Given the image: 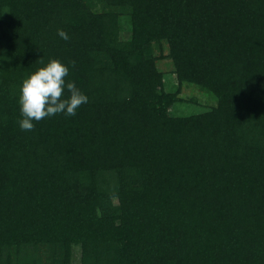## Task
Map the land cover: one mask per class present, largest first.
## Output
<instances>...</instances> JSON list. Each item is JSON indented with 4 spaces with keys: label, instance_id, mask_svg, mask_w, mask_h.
I'll use <instances>...</instances> for the list:
<instances>
[{
    "label": "trees",
    "instance_id": "1",
    "mask_svg": "<svg viewBox=\"0 0 264 264\" xmlns=\"http://www.w3.org/2000/svg\"><path fill=\"white\" fill-rule=\"evenodd\" d=\"M163 44L216 106L168 113ZM51 58L89 102L21 130L22 81ZM75 246L78 264H264V0H0V264Z\"/></svg>",
    "mask_w": 264,
    "mask_h": 264
},
{
    "label": "clouds",
    "instance_id": "2",
    "mask_svg": "<svg viewBox=\"0 0 264 264\" xmlns=\"http://www.w3.org/2000/svg\"><path fill=\"white\" fill-rule=\"evenodd\" d=\"M57 35L65 41L70 39L62 28L57 29ZM75 63L51 58L22 81L18 96L21 130L31 131L37 122L57 114L73 117L81 105L89 102V96L77 82L68 79L69 65L74 67Z\"/></svg>",
    "mask_w": 264,
    "mask_h": 264
},
{
    "label": "rangeland",
    "instance_id": "3",
    "mask_svg": "<svg viewBox=\"0 0 264 264\" xmlns=\"http://www.w3.org/2000/svg\"><path fill=\"white\" fill-rule=\"evenodd\" d=\"M98 12L99 10H95ZM120 32L119 39L122 41L128 40L130 37V25L126 17H120ZM168 50L163 44L162 50L155 49L157 57L156 67L162 75L163 89L166 93L176 95L177 102L168 108V113L175 116H189L199 114L210 110L216 106V100L210 92L189 83L179 85L172 62L166 58ZM111 181L113 176H106L105 179ZM116 203V200H114ZM74 264L80 263V247H73Z\"/></svg>",
    "mask_w": 264,
    "mask_h": 264
}]
</instances>
